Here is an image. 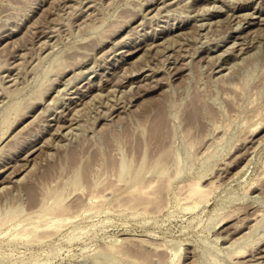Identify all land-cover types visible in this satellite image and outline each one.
<instances>
[{
	"label": "rangeland",
	"instance_id": "rangeland-1",
	"mask_svg": "<svg viewBox=\"0 0 264 264\" xmlns=\"http://www.w3.org/2000/svg\"><path fill=\"white\" fill-rule=\"evenodd\" d=\"M0 264H264V0H0Z\"/></svg>",
	"mask_w": 264,
	"mask_h": 264
},
{
	"label": "bare ground",
	"instance_id": "bare-ground-1",
	"mask_svg": "<svg viewBox=\"0 0 264 264\" xmlns=\"http://www.w3.org/2000/svg\"><path fill=\"white\" fill-rule=\"evenodd\" d=\"M165 4V3H164ZM163 5V4H162ZM239 16H240V14H239ZM242 18V17H241ZM261 19V18H260ZM260 27V26H259ZM173 32V31H172ZM179 32V31H178ZM175 33V32H174ZM177 34V33H176ZM156 45H158V44H156ZM149 46V45H148ZM153 46V45H152ZM143 49V48H142ZM238 51V50H237ZM238 53V52H237ZM154 79V78H153ZM80 99V98H79ZM157 122H158V124L159 123H162L163 122V118H162V116L160 115V114H158V118H157ZM62 123V122H61ZM63 126V125H62ZM64 127V126H63ZM154 127H155V125H154ZM152 132H154V131H152ZM155 132H156V130H155ZM154 132V133H155ZM157 133V132H156ZM153 135V134H152ZM155 136V135H154ZM33 152V151H32ZM24 164V163H23ZM25 165V164H24ZM20 170V169H19ZM22 170V169H21ZM18 171V170H17ZM16 171V172H17ZM15 172V171H14ZM12 176V175H11ZM200 184V183H199ZM198 183H196L194 186H192V188L190 189V193H191V195L193 196V198H195L196 197V200L194 199V202L193 203H195V204H197V202H199V201H201L204 197H205V195H206V193H205V190H202L203 188L199 185ZM208 190V188L206 189V192H208L207 191ZM209 193V192H208ZM208 195V194H207ZM140 197V196H139ZM197 201V202H196ZM194 204V205H195ZM193 205V204H192ZM252 218H254V217H252ZM249 220H250V218H249ZM252 220V219H251ZM255 221V220H254ZM244 249V248H243ZM242 250V249H241ZM240 251V250H239ZM243 251V250H242ZM243 254V253H242ZM146 257V256H145ZM147 258V257H146Z\"/></svg>",
	"mask_w": 264,
	"mask_h": 264
}]
</instances>
